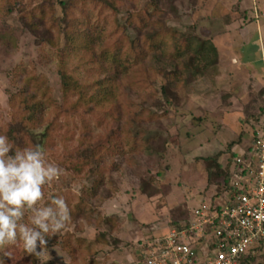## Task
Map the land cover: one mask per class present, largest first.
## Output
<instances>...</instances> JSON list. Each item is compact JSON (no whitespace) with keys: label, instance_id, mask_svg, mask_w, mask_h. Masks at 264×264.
Segmentation results:
<instances>
[{"label":"rangeland","instance_id":"374dc122","mask_svg":"<svg viewBox=\"0 0 264 264\" xmlns=\"http://www.w3.org/2000/svg\"><path fill=\"white\" fill-rule=\"evenodd\" d=\"M60 1L70 0H0V135L19 120L15 105L21 102L15 95L27 78L40 79L60 106L68 98L75 100L66 94L64 74L67 68L69 74L75 72L81 59L61 53L66 37L58 27L63 26L58 21L63 14ZM71 1L78 16L92 19L97 50L109 39L120 40L124 30L120 24L134 12L139 19L135 27L142 34L131 28L130 36L139 33L142 40L148 30L163 27L162 15H146L142 9L146 0H117L121 7L108 9L107 19L96 25L98 9L87 7L86 0ZM167 7L168 36L181 31L211 39L219 50L216 64L192 83L183 78L169 83L162 71L172 69L166 39L159 40L160 52L150 48L135 66L128 55L113 67L100 60L105 72L99 79L112 77L130 96L100 129L96 118L81 126L63 120L60 133L70 137V145L78 137L88 142L78 145L82 148L73 143L69 149L57 144L47 152L46 158L62 174L43 187L38 206L62 197L70 207V219L48 238L39 256L27 253L22 241L0 249L3 264H138L146 244L166 234L173 222L188 221L204 202L224 203L223 187L209 178L205 159L219 155L225 165L230 150L239 156L253 145L252 128L264 108V41L260 38L264 0H175L174 6L166 4L163 9ZM21 12L26 19H21ZM127 59L130 63L124 65ZM138 69L144 75H137ZM80 78L87 81L86 71H80ZM164 85L174 92L171 105L162 94ZM135 133L140 143L132 147L127 135ZM114 136L119 146L103 155L102 171H80L76 162L81 152L89 146L108 147ZM30 215L26 211L22 223L29 224ZM66 245L75 251L69 252ZM255 264H264V252Z\"/></svg>","mask_w":264,"mask_h":264},{"label":"trees","instance_id":"16d2710c","mask_svg":"<svg viewBox=\"0 0 264 264\" xmlns=\"http://www.w3.org/2000/svg\"><path fill=\"white\" fill-rule=\"evenodd\" d=\"M174 1L175 0H146L142 4V9L147 12L146 15L149 12L150 16L151 13H159L162 15L163 27H153L152 30L147 31L144 38L141 40L138 34H142V31L135 27L134 21H138L139 19L134 12L128 17L125 23L119 26V29H124L122 30L123 34L120 40L114 38L109 39L103 43L102 48L99 50L96 49L95 42L91 36L93 32L91 24L92 19L88 16H78L79 13L75 9L76 5L73 1H60L59 4L62 7L63 14L59 17L58 21L60 24H63V26L58 27L59 31H63L66 37L65 45L61 48V53L63 55L67 53L71 58L79 57L81 59L79 67L75 72L72 71V74H69L71 70L67 68L64 74V76H66L64 80L67 89L66 94L74 95L75 100L68 98L66 99L67 103L60 106L52 100L49 93L50 89L42 87L40 79L31 81V78H27L26 86L15 95L17 100L21 102L20 105L18 103L15 105L17 108L16 115L19 117V120L17 123L8 125L7 133L5 134L8 136L9 142L13 146V154L15 151H22L25 148H33L37 145L44 150L45 154H48L47 152L52 149V146H56L57 144L63 146V149H69L73 143L76 147L82 148L78 145L86 142L87 139L78 137L77 142H73L70 145L68 143L70 137H66L60 133L61 126L64 123L68 122L71 124L74 122L81 126L87 124L92 118H96V129H100L103 126V122L110 118V115L118 111V106L119 108H121V106L124 108L123 101L127 96H130L128 94L129 92L123 88V85H120L117 80L110 76L99 79V75L105 72V66L100 60L110 62V66L113 67L115 65H120L125 55H128L127 57L134 59L131 65L135 66L142 58L148 55L147 51L150 48L155 52H160L161 47H159V40L164 41L166 39V41L169 42V49L167 52L170 53L169 59L172 69L168 71L163 68L162 71L165 77L170 79L169 83L180 78H183L188 84L192 83L197 76L203 75L211 66L216 64L219 50L211 39H206L199 34L181 31H175L172 37L168 36L166 30L169 29L170 26L165 20L170 19V17H168L169 11L168 7L167 11H165L163 7L166 4L170 7L174 6ZM85 4L89 8L93 7L98 9L94 16L95 22L93 25L107 19L105 12H107L108 9L114 8L118 10V8L121 7L117 0H86ZM12 11V9L9 10V12ZM20 15L22 20L26 19V13L21 12ZM149 18L148 15L144 19ZM131 28L139 32L135 37L127 34V31ZM58 38L60 40V37ZM193 39L197 42H194ZM147 46H149V48H147ZM161 59L162 58H159L158 60L161 61ZM129 63L127 59L124 65H128ZM78 70L86 71L89 77L87 81L80 78V71ZM139 71L141 70L138 69L135 71L137 75L141 73L144 75L143 72L140 73ZM173 93L174 92L168 85L162 87V94L166 102L170 105L174 101V98L171 97ZM130 103L137 106L133 101ZM263 119L264 108H260V112L256 116V123L252 128L251 134L253 136V141L262 126ZM137 126H140L139 122H137ZM127 140L132 143V147H136L140 143L136 133L127 135ZM109 143L110 146L108 147L98 145L91 149L89 146L86 150H83L81 152L82 156L76 162V165H80V171L86 168H95L98 171H102V166L105 163L101 165L100 161L103 160L102 158L105 153L108 154L117 151L116 149L119 146L118 137H112ZM251 149L252 146L244 155L250 152ZM230 151L229 160L225 165L219 161V155L205 159L209 178L213 183L221 184L223 187V190L220 192L221 194L233 189L232 178L238 155L233 150ZM78 199L80 200L81 198L78 197ZM212 202L214 203L215 200ZM184 223L173 222V225L181 228ZM76 241L82 243V240L77 239ZM66 248L69 252L73 253L75 251L73 248L70 249L67 245ZM146 248H149V246L147 245ZM263 252L264 241H262L255 253H250L245 258V263L255 264L258 256ZM94 259L93 257V260Z\"/></svg>","mask_w":264,"mask_h":264},{"label":"built area","instance_id":"2783aa9c","mask_svg":"<svg viewBox=\"0 0 264 264\" xmlns=\"http://www.w3.org/2000/svg\"><path fill=\"white\" fill-rule=\"evenodd\" d=\"M245 152L224 203H202L181 228L146 244L138 264H246L264 241V119Z\"/></svg>","mask_w":264,"mask_h":264},{"label":"clouds","instance_id":"9594fccd","mask_svg":"<svg viewBox=\"0 0 264 264\" xmlns=\"http://www.w3.org/2000/svg\"><path fill=\"white\" fill-rule=\"evenodd\" d=\"M61 174L39 145L13 154L8 136L0 135V249L22 241L27 253L39 256L48 238L65 228L70 211L64 198L56 196L47 206H38L43 187ZM26 211L31 213L29 224L22 223Z\"/></svg>","mask_w":264,"mask_h":264},{"label":"crops","instance_id":"0c3cea01","mask_svg":"<svg viewBox=\"0 0 264 264\" xmlns=\"http://www.w3.org/2000/svg\"><path fill=\"white\" fill-rule=\"evenodd\" d=\"M262 16H264V11H263V13H262ZM259 31H260L261 33H263L262 26H260V30H259ZM260 38H261V40L264 41V34H263V35L261 34Z\"/></svg>","mask_w":264,"mask_h":264}]
</instances>
